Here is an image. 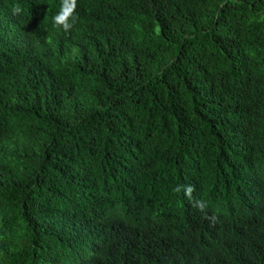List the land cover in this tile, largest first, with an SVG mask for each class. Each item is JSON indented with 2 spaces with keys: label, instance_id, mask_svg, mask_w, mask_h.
I'll list each match as a JSON object with an SVG mask.
<instances>
[{
  "label": "trees",
  "instance_id": "obj_1",
  "mask_svg": "<svg viewBox=\"0 0 264 264\" xmlns=\"http://www.w3.org/2000/svg\"><path fill=\"white\" fill-rule=\"evenodd\" d=\"M60 5L0 0V264H264V0Z\"/></svg>",
  "mask_w": 264,
  "mask_h": 264
},
{
  "label": "clouds",
  "instance_id": "obj_2",
  "mask_svg": "<svg viewBox=\"0 0 264 264\" xmlns=\"http://www.w3.org/2000/svg\"><path fill=\"white\" fill-rule=\"evenodd\" d=\"M77 0H61V5L58 12L52 18L53 29L56 32L70 33L76 26L78 17L76 15ZM22 7L17 4L13 7V15H20L22 13ZM174 192L183 191L185 196L192 202L193 207L197 208L201 213H204V218L209 220L210 223L215 224L218 217L214 214L209 216L207 214L208 203L203 199L193 197L195 188L192 185H177Z\"/></svg>",
  "mask_w": 264,
  "mask_h": 264
}]
</instances>
